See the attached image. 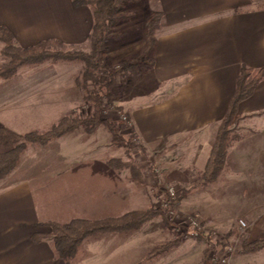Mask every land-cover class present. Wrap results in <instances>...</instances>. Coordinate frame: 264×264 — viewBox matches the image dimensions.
Here are the masks:
<instances>
[{
  "label": "rangeland",
  "instance_id": "374dc122",
  "mask_svg": "<svg viewBox=\"0 0 264 264\" xmlns=\"http://www.w3.org/2000/svg\"><path fill=\"white\" fill-rule=\"evenodd\" d=\"M71 11L70 17L81 41L70 36L64 39L62 49L89 52L92 11L88 6L71 7ZM156 11H159L157 0H139L125 6L123 19L107 41L105 63L108 66L119 70L122 61L133 58V62L141 63L135 57L146 46V31ZM0 44L3 45L1 41ZM1 58L3 62L0 53ZM83 67L84 64L77 61H47L21 67L13 81H0V91L5 93L1 100L5 117L0 115V119L10 121V129L23 134L44 133L66 115L91 118L94 114L89 100L92 86L87 88L79 83ZM139 69L138 75L119 74L112 106H103L99 114L102 119L120 123V132L130 141L129 147L112 141L107 124L96 128L90 124L80 125L66 135L51 139L45 146L26 143L13 171L25 169L18 175L19 180L24 176L34 177V199L42 215L51 221L118 217L132 211H145L154 205L166 211V218L159 215L137 229L88 237L76 257L81 264L87 262L85 258L94 246L92 251L99 250L100 258L96 264H219L229 247L233 248L229 255L233 264L232 256L242 246L249 228L242 216L248 211L264 210L263 165L257 166L254 160L258 156L252 151V143L257 142L256 137L261 134L259 143L263 150L264 134H257L253 127L264 129V117L242 116L233 125L235 148L219 177L204 184L203 172L220 122L192 133L181 125L174 130L175 118L172 112L164 115V110H171L175 104L172 98L186 90L192 76L190 71L184 70V74L173 78L172 70L160 76L165 70L156 69V63L153 68ZM27 78L37 79L36 84ZM12 87L22 94L15 95L16 98L7 94ZM27 88L32 93L29 97L23 93ZM19 107L28 112L32 108L37 117L32 121L38 125L37 129L33 130V122L29 125L18 120L23 129H27L25 132L21 131L19 123L12 124L13 111ZM48 110L52 111V118L48 117ZM121 115L127 119H119ZM112 160L133 165L114 167L110 165ZM10 174L0 179V186L10 183L7 182ZM167 186H174L177 191L170 207L163 202L169 198ZM240 220L247 223L244 230L240 229ZM232 231L234 237L227 238ZM224 239L227 244L222 243ZM109 244L108 250L104 246Z\"/></svg>",
  "mask_w": 264,
  "mask_h": 264
},
{
  "label": "crops",
  "instance_id": "0c3cea01",
  "mask_svg": "<svg viewBox=\"0 0 264 264\" xmlns=\"http://www.w3.org/2000/svg\"><path fill=\"white\" fill-rule=\"evenodd\" d=\"M157 5L164 16L157 34L156 69L165 70L160 76L168 74V70H172L173 78L184 74V70H189L192 75L186 90L172 98L175 104L171 110H164V115L172 112L171 116L176 122L174 130L181 125L190 133L220 122L235 91L241 66H264V0H157ZM71 7H74L72 0H0V26H7L22 47L54 38L65 44L64 39L70 36H76L80 42L70 17ZM2 48L0 44V53ZM0 79L5 83L4 78ZM13 79L5 80L9 82ZM27 80L37 82L33 78ZM9 89L11 92L7 94L14 98L22 94L18 88ZM2 92L0 115L5 117L1 104L5 93ZM23 93L26 97L32 94L30 88ZM29 110L19 107L12 114V124L19 123L23 132L27 129H23L18 120L29 125L33 122V130L38 126L32 121L37 118L32 108ZM47 112V116L52 118V111ZM239 113L248 119L264 117V79L259 82L253 95L240 103ZM26 117L30 120H25ZM9 122L0 119V127L11 128ZM255 127L254 132L264 134L263 128L257 130ZM261 137L257 136V142L252 143V151L258 156L254 162L257 166L262 164L264 172V147L261 150L259 143ZM234 148L235 145H232L228 151L227 160ZM19 170L8 176L11 177L7 181L10 183L0 186V264H68L56 252L51 228L43 225L51 220L42 215L44 213L34 199V177L24 176L23 180H19L18 175L25 169L23 172ZM258 210L256 213L248 211L242 216L249 227L242 242L264 237V210ZM36 232H44L47 236L35 241L33 235ZM109 246L104 247L108 249ZM91 251L84 264H96L100 260L99 250ZM77 260L72 264H81ZM232 263L264 264V247L250 253L237 251L232 256Z\"/></svg>",
  "mask_w": 264,
  "mask_h": 264
},
{
  "label": "trees",
  "instance_id": "16d2710c",
  "mask_svg": "<svg viewBox=\"0 0 264 264\" xmlns=\"http://www.w3.org/2000/svg\"><path fill=\"white\" fill-rule=\"evenodd\" d=\"M139 0H72L74 7L88 6L92 11L93 27L90 34L92 40L91 50H65L64 43L60 40L45 39L35 45L22 47L16 42L15 35L7 26H0V41L3 43L2 56L4 61L0 63V77L9 79L14 77L21 67H32L47 61H77L84 64L79 83L84 87L92 86L89 100L94 107L91 118H74L65 116L53 126L52 129L42 133L31 131L17 133L12 129L0 127V179L10 174L18 165L26 143L33 142L45 146L51 139L61 137L73 131L78 126L98 127L107 124L110 128L113 142L120 146H130V141L125 140L120 132V123L100 118V110L103 106L111 107L114 95V87L117 84L119 74L140 73V67L149 69L155 66L153 52L157 43V31L160 29L161 20L164 16L162 11L153 12L151 21L146 31L147 43L144 50L139 53L135 60L126 59L121 62L120 69L108 66L105 63L107 54V41L114 33L115 28L123 19L122 13L127 4L136 3ZM139 69V70H138ZM264 79V66L253 68L242 65L237 76L235 91L230 100L228 109L218 125L213 141L210 156L203 172V183L215 181L223 172L227 164L228 148L234 142L232 135L233 125L242 115L239 113L240 103L252 96L259 82ZM114 167H132L131 162L110 161ZM170 196L163 201L166 207L173 204ZM165 212V213H164ZM166 211L160 206H152L145 211H132L123 216H110L99 219L73 217L68 221H50L43 225L51 228L53 243L60 258L68 264H72L79 253L82 243L90 236L105 232H123L139 228L143 223L159 215L165 217ZM166 218V217H165ZM167 222V221H166ZM235 235L230 232L226 237ZM47 234L36 232L33 235L35 241H40ZM227 244V239L222 241ZM264 247V237L244 241L238 249L240 252L250 253Z\"/></svg>",
  "mask_w": 264,
  "mask_h": 264
},
{
  "label": "built area",
  "instance_id": "2783aa9c",
  "mask_svg": "<svg viewBox=\"0 0 264 264\" xmlns=\"http://www.w3.org/2000/svg\"><path fill=\"white\" fill-rule=\"evenodd\" d=\"M116 115V114H115ZM119 119H127L126 116L121 115ZM166 190L168 192V195L172 198V199H176L177 196V191L176 188L174 186H167ZM173 213V210H170ZM240 225V229L244 230L247 227V223L245 220H240L239 222ZM231 251H233L232 247H229L225 250L226 255L220 260V262H218L219 264H231L230 260H229V255L231 254ZM216 259L214 258V261ZM217 263V262H216Z\"/></svg>",
  "mask_w": 264,
  "mask_h": 264
}]
</instances>
